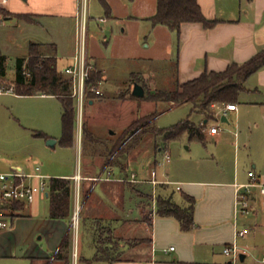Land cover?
<instances>
[{
	"label": "crops",
	"instance_id": "obj_1",
	"mask_svg": "<svg viewBox=\"0 0 264 264\" xmlns=\"http://www.w3.org/2000/svg\"><path fill=\"white\" fill-rule=\"evenodd\" d=\"M25 1L7 0L1 8L14 15L0 16V21L19 18L21 14H32L39 18L45 15L51 18H75L76 33L74 41L70 42V53L59 55L57 43L54 42H31L43 44L48 51L54 45L58 68L62 73L65 67L73 63L78 27L84 20L89 62L93 69L104 74V79L108 77V63L132 60L145 64V67L131 72V75L140 72L144 76H154L160 72L163 74L162 80L167 79L168 83L171 78L169 64L178 54V78L183 82L197 77L206 69L222 71L232 62L243 64L264 50V0H198L204 14L219 19V22L212 28H205L196 22L184 23L179 49L176 32L166 25H153L149 19L157 11V0H106L109 11L106 10L105 17H100L105 20L99 18L98 22L103 24L101 32H90L87 10L82 0H56L52 5L42 2L38 6ZM103 37L107 45L105 48L100 45ZM0 53L6 56L1 49ZM59 62L65 63L60 66ZM63 75L68 77L65 73ZM151 80L155 81L154 78ZM245 86L246 91L235 103L237 110H225L227 104L216 106L215 118L211 119L203 113L194 112L200 123L207 124V129L211 125L221 128L217 134L206 130L204 144L211 139L221 146L213 155L217 169L190 179L172 180L169 173H158L159 164L171 162V142L166 148L160 145L156 151L153 147L156 144L154 137L149 140L153 145L154 166L139 176L129 168L134 148L119 156L117 153L108 155V147L115 139L114 132H109L110 135L105 137L93 124L91 129L88 128L95 137L93 143H87L92 150L88 163L77 172L65 171L56 173L59 176H50L48 166H43L38 159L47 150V140L51 136L43 130L32 129L34 131L29 138L34 148L22 157L0 155V173L41 174L47 182L50 177L71 178L74 183L73 213L77 202L80 212L77 236L73 234L70 220L50 217V202L45 201V198L48 199L47 191L38 194L32 202L19 201L10 226L0 229V260L24 258L29 259L31 264H45L46 260H49L48 264H65L63 260L55 258V254L65 235L70 233V264H85L81 258L92 259L95 256L98 227L103 226L112 231L113 236L107 244L118 257L114 261L99 260L90 264H231L223 248L235 240L241 249L246 250L240 260L244 264H258L251 260L247 262L251 249L260 250L258 245L252 246L247 238L257 230L264 234L261 228L264 227L263 196L258 188L254 189L251 194L252 213L240 215L237 219L234 203L235 184L249 182L248 172L251 169L264 183V66L246 79ZM6 93L0 92V95ZM9 93L31 96L18 94L15 90ZM32 95L57 98L49 94ZM97 98L99 96L88 97L85 103L93 108ZM75 103L77 105L76 100ZM194 113L190 118L196 123V119L192 118ZM224 115L227 121L222 120ZM220 123L227 124L223 126ZM78 127L77 141L79 145L82 144L84 153L87 146L84 128L79 121ZM36 131H42L47 136H37ZM230 135L233 136L232 141ZM145 137L140 145L146 140ZM166 154H169V160L165 159ZM106 158L109 160L105 161ZM229 162L230 167L227 166ZM25 180L37 183L40 178L28 176ZM146 186L150 187V191ZM177 191L179 196H176ZM186 195L196 199V227L189 231L181 229L177 218L161 216L157 210L159 197L171 198L176 204L186 206ZM133 203L136 204L135 209ZM137 226L142 228V232L135 233L134 227ZM240 227L246 229L247 233L236 238V229ZM80 236L86 241L84 248H80ZM129 239H141V242L131 245L127 243Z\"/></svg>",
	"mask_w": 264,
	"mask_h": 264
},
{
	"label": "rangeland",
	"instance_id": "obj_2",
	"mask_svg": "<svg viewBox=\"0 0 264 264\" xmlns=\"http://www.w3.org/2000/svg\"><path fill=\"white\" fill-rule=\"evenodd\" d=\"M42 2L52 5L56 0L25 1V3L34 4L35 6L42 5ZM84 2L90 32H101L103 24L98 21L100 17H105L107 14L103 3L100 0H82V5H84ZM11 15L14 14L12 13ZM18 17L20 19L13 17L3 22L0 21V49L7 57L6 77L0 82L3 90H7L10 87L14 88L12 78L15 76L17 59L27 55L31 42L57 43L59 55H63L70 53V42L74 41L76 33L75 18H51L48 15L42 16L41 18L35 15ZM33 19L36 22L29 23ZM103 41L104 37L100 45L105 48L107 45ZM63 63L59 62V65L62 66ZM144 67L145 64L132 60H119L107 64L108 77L107 79L102 77V82L100 81L98 84L103 94L97 98L96 105L92 108L85 103L82 108V113L78 112L76 105L77 121L75 124L74 141L72 145L68 146L60 143L62 136V106L58 98H46L33 95L15 96L9 92L5 95H0V155H19L22 157V155L29 154L30 150L34 148V144L31 143L29 138V135L34 131L32 129L43 130L51 138L58 139L59 142L54 147L48 146L47 150L41 153L38 160L43 163V166H48L50 176H59L56 173L65 171L77 172L81 170V167L88 163L91 155V146H87L83 153L82 144L79 145L77 141L79 132L78 121L82 123L83 128L87 127L91 129L93 124L97 131L103 133V136H109V132H114L115 138H118L140 115L143 116L155 110L158 111L155 119V124L158 127L169 128L186 119L191 113L192 104L169 105L167 103L152 102L146 99H130L126 95L129 91L132 92L133 85L136 81L135 77L132 78L130 76L131 72L138 71L140 68L144 69ZM136 73L140 74L152 89L156 87L163 88L167 84V79L162 80L163 74L160 72L154 76L149 74L144 76L143 73ZM101 74L102 76L104 75L102 72ZM152 78L155 81L151 80ZM192 118L196 119L197 124H200V119H197L199 118L197 114L194 113ZM220 124L224 126L227 123ZM207 131L209 132V129ZM177 133L180 134L178 131ZM147 134L144 135V137L146 136V140L141 145L139 143L133 149V161L129 167L131 171H136L139 176L144 175L145 170H151L154 166V155H152L153 150L151 149L152 144L149 141L152 137L156 141V144L154 146L152 145L156 151L160 145L166 148L171 142L169 145L171 162L166 165L159 164L157 170L159 174L169 173L170 179L172 180L190 179L196 177L198 174H207L218 167L213 155L221 145L216 144L214 140L209 139L206 144L197 139L190 140L187 132L182 133L173 141L165 140L163 135ZM229 137L232 141L233 136L230 135ZM159 157L162 158L161 156ZM107 159L109 160V158L104 160L108 161ZM230 164L229 162L227 166L230 167ZM146 187L150 191V187ZM179 194V191H177L176 196H179ZM45 201L49 204L47 198H45ZM188 204L186 200V205ZM132 205L135 209L136 204L133 203ZM78 208L79 203L77 202L75 212L72 215V229L75 237L77 236L78 229L76 213H78V217L80 213ZM15 210L16 208L12 207L10 211L11 215L15 214ZM261 228L264 229V227ZM106 229L107 227L102 226V229L98 233V241H100L99 245L102 249H108L106 244L110 240ZM134 229L136 230L135 233L142 232L140 226L139 228L138 226L134 227ZM240 229L243 228L240 227ZM80 237V248H84L86 241H84L82 236ZM248 239L252 246L258 245L260 250L251 249L247 262L249 263L251 260L254 263L259 262L258 264H262L260 262L264 258V234L257 230L256 232L250 233ZM113 246L115 247L116 244ZM74 259H77L76 253H74ZM48 262L49 260H46L45 264H48ZM0 264H31V262L29 259L24 258H9L0 260Z\"/></svg>",
	"mask_w": 264,
	"mask_h": 264
},
{
	"label": "trees",
	"instance_id": "obj_3",
	"mask_svg": "<svg viewBox=\"0 0 264 264\" xmlns=\"http://www.w3.org/2000/svg\"><path fill=\"white\" fill-rule=\"evenodd\" d=\"M107 12L109 5L106 0H100ZM11 12L4 8H0V16L2 18L11 16ZM32 14H21L26 16ZM33 16V15H32ZM153 25L162 24L168 26L177 35V49L181 43V28L184 23L196 22L201 23L205 28H212L218 22L217 18L207 17L198 0H157V11L149 17ZM33 19L29 23H35ZM41 43H31L29 52L26 57L17 59L15 68V79L13 80L14 90L18 94H49L55 95L62 106V136L60 143L64 146L72 145L74 141V131L76 124V103L71 96V79L63 75L58 68V58L56 49L53 45L50 52L43 48ZM178 55V54H177ZM174 61L170 62L171 78L163 88H150L144 78L133 73L135 82L142 84L145 88L146 95L144 97H136L129 91L126 95L130 99H146L152 102H163L169 105H178L188 102L192 104L190 115L169 128L158 127L155 119L158 111L147 113L135 119L118 138H115L112 145L108 147L107 154L127 153L135 148L147 133L163 135L165 140H175L182 133L187 132L189 139H197L202 143L206 142L207 124H197L191 120V114L194 112L203 113L209 119L215 118L216 106L229 103H237L240 95L246 91L245 81L255 71L264 66V50L259 52L249 61L240 64L237 62L230 63L226 69L222 71L204 70L197 77L181 82L178 78V56ZM7 72V57L0 53V82H2ZM102 81L100 71L93 69L90 73L88 83L98 86ZM1 88V84H0ZM91 98L98 97L93 92H89ZM177 131L180 133L178 134ZM37 136L46 137V133L36 131ZM178 134V136H177ZM84 138L87 143H93L94 134L87 128H84ZM115 160V159H114ZM48 199L50 202V217L66 219L72 222L73 215V192L74 183L68 177H50L47 182ZM188 205L183 206L176 204L171 198L159 197L157 201V210L161 216H173L180 222L181 229L184 231L192 230L196 227L195 222V205L196 199L191 195L185 196ZM20 202H15L12 207L17 208ZM15 214L11 215L13 218ZM102 227H98V231ZM109 238H112L111 229L107 228ZM100 232V231H99ZM97 239L96 254L92 259L81 258L85 264L91 261L107 260L114 261L118 256L111 252L110 248L102 249ZM141 242V239H129L127 243L134 245ZM115 243V242H114ZM108 247V244H106ZM71 235L66 234L62 240L55 258L63 260L65 264H70L71 258Z\"/></svg>",
	"mask_w": 264,
	"mask_h": 264
},
{
	"label": "built area",
	"instance_id": "obj_4",
	"mask_svg": "<svg viewBox=\"0 0 264 264\" xmlns=\"http://www.w3.org/2000/svg\"><path fill=\"white\" fill-rule=\"evenodd\" d=\"M7 0H0V8ZM104 20V18H100ZM93 66L88 59L87 49V32L85 20L78 27V37L76 42V50L73 56V63L63 69L72 82L71 96L77 101L79 112H82L83 105L88 99V93L93 92L100 96L103 91L99 86H94L88 83L90 73ZM14 88L3 90L0 92H13ZM235 103L226 105L225 110H237ZM221 130L219 125H213L209 128L211 134H217ZM165 159L169 160V154L165 155ZM249 182L235 184V203L234 215L235 218L240 215H248L253 211L251 201V194L254 189L258 188L264 199V183L260 181L256 171L251 169L248 172ZM28 176H37L40 178L37 183H29L25 180ZM156 183V181H154ZM48 191L47 181L44 175L41 174H23V173H0V229L7 228L11 223V209L12 205L17 201L32 202L36 199L38 194H45ZM76 221L77 218H76ZM247 233L246 229H236V238ZM170 249H174L171 247ZM223 252L231 259V264H244L240 260L242 253L246 250L241 249L235 240L233 243L225 245ZM264 263V258L261 260Z\"/></svg>",
	"mask_w": 264,
	"mask_h": 264
},
{
	"label": "water",
	"instance_id": "obj_5",
	"mask_svg": "<svg viewBox=\"0 0 264 264\" xmlns=\"http://www.w3.org/2000/svg\"><path fill=\"white\" fill-rule=\"evenodd\" d=\"M132 94L136 97H144L146 95V91H145V88L142 84L138 83V82H135L134 85H133V90H132ZM223 121H227L225 115L223 116L222 118ZM47 144L49 146H52L54 147L55 144H56V139L54 138H49L47 140ZM47 195H48V192H47ZM76 218H78V213H76Z\"/></svg>",
	"mask_w": 264,
	"mask_h": 264
}]
</instances>
